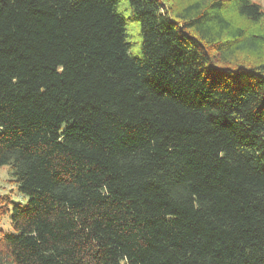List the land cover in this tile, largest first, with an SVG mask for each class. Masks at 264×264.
Masks as SVG:
<instances>
[{
	"label": "trees",
	"instance_id": "16d2710c",
	"mask_svg": "<svg viewBox=\"0 0 264 264\" xmlns=\"http://www.w3.org/2000/svg\"><path fill=\"white\" fill-rule=\"evenodd\" d=\"M5 165L0 264H264V7L0 0Z\"/></svg>",
	"mask_w": 264,
	"mask_h": 264
},
{
	"label": "rangeland",
	"instance_id": "374dc122",
	"mask_svg": "<svg viewBox=\"0 0 264 264\" xmlns=\"http://www.w3.org/2000/svg\"><path fill=\"white\" fill-rule=\"evenodd\" d=\"M264 7V0H253ZM120 8H125V4L121 5ZM124 16L126 18V32L128 35V40L132 43L129 52L133 55L140 54V37L138 35V24L136 21L129 19L128 9L124 11ZM8 166L0 167V195L7 194L11 201L15 203H20L24 205L26 203L27 197L17 193L14 184L10 181L11 177L8 174ZM8 216H4L0 221V229L5 233L12 232L9 226Z\"/></svg>",
	"mask_w": 264,
	"mask_h": 264
}]
</instances>
